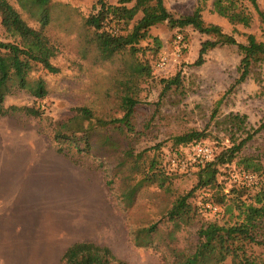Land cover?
I'll list each match as a JSON object with an SVG mask.
<instances>
[{
	"label": "rangeland",
	"instance_id": "374dc122",
	"mask_svg": "<svg viewBox=\"0 0 264 264\" xmlns=\"http://www.w3.org/2000/svg\"><path fill=\"white\" fill-rule=\"evenodd\" d=\"M7 1L28 25L43 30L57 48L52 62L60 71L50 73L41 66L35 71V76L47 81L49 94L45 99L36 101L21 89L14 90L5 99L6 107L35 104L43 111L40 116L20 111L0 115V219L2 215L13 216L16 207L21 209L24 219L14 221L20 223L19 226H0V264H58L66 248L76 241L109 246L115 255L131 264H172L174 251L189 254L195 250L202 226L209 222L225 226L242 222L243 210L255 203L257 192L264 190V130L256 133L231 161L220 166L214 181L208 185L199 184L201 167L192 160L191 144L207 142L219 154L233 141L239 142L245 137L246 131L252 132L264 122V62L254 64L248 78L241 83H236L241 60L236 46H217L209 50L203 63L198 65L195 62L201 45L211 36L189 26L185 29L188 49L183 59L159 70L157 62L163 47L172 42L178 28H171L167 22L156 24L150 33L161 40L160 50L155 51L153 38L137 44L136 57L150 65L151 74L138 85L135 131L121 133L111 126L110 134L122 142L118 151L103 153L93 149L91 153H78L71 139H54L57 123L73 115V108L78 105H90L100 112L120 117L122 112L117 106L114 83L118 77H123L125 62L133 59L124 54L102 60L95 45L89 43L92 32L85 25V19L95 11L97 0H49L45 7L50 19L45 27L41 22L43 6L38 0ZM106 1L115 3V0ZM214 1L164 0L176 17L190 14L201 5L206 23L219 24L244 42L248 33L264 41V23L258 19L250 0H235L238 9L254 15V21L246 27L231 24L220 16L214 10ZM257 1L264 9V0ZM1 20L0 11V39L19 42ZM179 71L180 84L165 89L166 81ZM231 113L247 116L246 123L238 128L228 118ZM192 131L202 132L203 137L175 143L178 135ZM129 147L136 153L147 149L140 164L147 170L154 159L156 168L152 172L160 170L166 176L164 186L147 184L136 194L132 204L123 196V188L143 174L133 171L129 163L122 171L117 168ZM50 153L59 155L60 175L68 174L69 184L74 183V197L69 198L68 204L62 201L49 206L41 205L40 201L33 204L27 197L26 181L20 174L26 172L32 161L28 164L22 156ZM244 157H254L263 165L253 172L257 180L251 185L240 184L232 177L242 170L239 162ZM10 169L16 172L11 177ZM127 175L131 178L126 179ZM194 187L190 198L194 208L191 217L171 220L169 208L178 196ZM41 207L44 211L39 218ZM153 223L157 228L151 235H137V230ZM255 235L258 241L246 242L239 256H229L225 264H245L246 258L264 264V220Z\"/></svg>",
	"mask_w": 264,
	"mask_h": 264
},
{
	"label": "trees",
	"instance_id": "16d2710c",
	"mask_svg": "<svg viewBox=\"0 0 264 264\" xmlns=\"http://www.w3.org/2000/svg\"><path fill=\"white\" fill-rule=\"evenodd\" d=\"M38 1L43 6L41 22L45 27L50 19L49 10L45 7L49 0ZM250 1L258 19L264 23V9L260 8L257 0ZM213 5L214 10L220 16L227 18L231 24H241L246 27L254 21V15L244 9H238L235 0H215ZM94 10L85 19V25L92 32L88 41L95 45L99 57L102 60H112L118 55L129 54L133 60L125 62L127 65L122 70L124 71L123 77H118L114 83L117 106L122 112L120 117L105 114L90 105H78L73 108V115L57 123L54 129V139L56 141L71 139L75 142L78 153H91L93 149L103 153L118 151L122 142L120 138L110 134L108 129L111 126L121 133L135 131V112L139 103L138 85L141 79L151 74L150 65L136 57V52L139 50L137 44L142 40L153 38L155 51L160 50L161 40L150 33L151 27L156 24L167 22L171 28H178L177 33L183 34L187 42L185 29L189 26L211 36L201 45L199 57L195 62L198 65L203 63L204 56L209 50L223 45L236 46L241 54L238 67L240 76L236 83L244 82L248 78L254 64L264 62V41L258 40L255 34L248 33L247 40L244 42L233 33L224 31L221 25L206 23L201 5H198L194 12L179 17L168 10L164 0H115V3L97 0ZM0 11L1 24L19 38L17 43L0 39V115L20 111L27 115L40 116L43 111L35 104L6 107L5 99L18 89L26 90L36 98V101L45 99L49 94L47 81L42 76H35L34 73L40 66L50 73L60 71V67L52 62L57 55V48L43 30L28 25L7 0H0ZM131 22L133 24L129 29ZM181 80L182 76L179 71L174 78L166 81L165 89L173 85L178 86ZM228 118L238 128H241L246 123L247 116L231 113ZM262 130H264V122L252 132L246 131L247 135L239 142L233 141L230 147L224 148L217 154L215 160L208 162L205 166H200L199 184H211L219 172V167L231 161L243 146ZM202 137V132L192 131L178 135L175 143H187ZM59 151L63 153V148L60 147ZM146 151L147 149H144L136 153L132 147H129L124 151L117 165L118 170L122 171L129 163L133 171H140L143 174L138 180L128 183L123 188V196L130 204L133 203L136 194L147 184L158 183L164 186L166 183V176L163 172L160 170L152 172L156 168L154 159L149 162L150 166L147 170L140 164ZM66 154L69 155V152ZM239 164L243 166L239 171L257 172L263 168L262 163L254 157H244L240 159ZM128 177L131 178V176H125L126 179ZM195 189L194 187L186 194L177 197L168 210L171 220L191 217L194 208L190 198ZM243 213L242 222L234 225L225 226L217 222H209L202 226L198 232L199 243L195 250L189 254L174 251L172 264H225L229 256H239V251L243 250L246 242L258 241L255 234L259 223L264 220V190L256 193L255 203L247 205ZM156 228L157 224L153 223L147 228L137 230V235H151ZM58 264L131 263L115 255L109 246L93 241H76L66 248ZM245 264L256 263L246 258Z\"/></svg>",
	"mask_w": 264,
	"mask_h": 264
},
{
	"label": "crops",
	"instance_id": "0c3cea01",
	"mask_svg": "<svg viewBox=\"0 0 264 264\" xmlns=\"http://www.w3.org/2000/svg\"><path fill=\"white\" fill-rule=\"evenodd\" d=\"M22 157H25L28 164L30 163L29 160L32 161V165L25 170L26 172L24 171L25 173L20 175H24L23 178H25L26 181L24 185L28 188L27 197H29L33 204L39 201L41 205L47 204V206L53 202L58 203L59 201L68 204L69 198L71 197V199H73L74 183L71 182V184H69L68 174L62 172V175H60V158L58 154L53 155L50 153V155H35L31 157L29 155H25ZM28 158H33L34 161ZM62 168H66V165L63 163ZM15 173L16 172L14 170L10 169V177ZM8 182L14 186V183L11 180H8ZM36 206L34 207L37 208ZM43 208L44 207L39 208L41 209L39 218L43 215ZM15 210V214L11 217H4L2 215L0 219L1 227L6 228L21 225L20 223L14 222L24 220L21 218V216H23L21 215V209L19 210V207H16ZM47 215L48 213H46L44 217Z\"/></svg>",
	"mask_w": 264,
	"mask_h": 264
},
{
	"label": "built area",
	"instance_id": "2783aa9c",
	"mask_svg": "<svg viewBox=\"0 0 264 264\" xmlns=\"http://www.w3.org/2000/svg\"><path fill=\"white\" fill-rule=\"evenodd\" d=\"M188 49V42L184 35L177 33L172 42L165 46L157 62L159 70H165L179 63ZM192 160L199 166H205L208 162L215 160L217 152L207 142L195 141L191 144ZM233 180L243 185H251L257 180V175L249 171H240L232 174Z\"/></svg>",
	"mask_w": 264,
	"mask_h": 264
}]
</instances>
